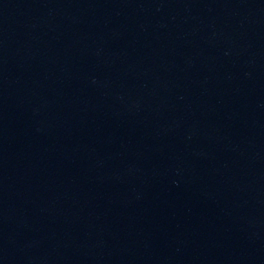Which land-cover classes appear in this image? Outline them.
I'll list each match as a JSON object with an SVG mask.
<instances>
[{"label":"water","instance_id":"95a60500","mask_svg":"<svg viewBox=\"0 0 264 264\" xmlns=\"http://www.w3.org/2000/svg\"><path fill=\"white\" fill-rule=\"evenodd\" d=\"M0 264H264V0H0Z\"/></svg>","mask_w":264,"mask_h":264}]
</instances>
